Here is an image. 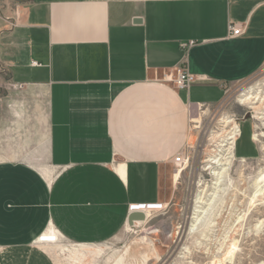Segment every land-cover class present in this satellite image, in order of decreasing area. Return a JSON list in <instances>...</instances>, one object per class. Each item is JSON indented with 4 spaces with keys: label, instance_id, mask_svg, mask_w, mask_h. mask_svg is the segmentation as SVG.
Segmentation results:
<instances>
[{
    "label": "crops",
    "instance_id": "obj_1",
    "mask_svg": "<svg viewBox=\"0 0 264 264\" xmlns=\"http://www.w3.org/2000/svg\"><path fill=\"white\" fill-rule=\"evenodd\" d=\"M263 66L264 0H0V264H55L34 245L50 229L76 246L133 229L192 109ZM182 68L188 90L163 81Z\"/></svg>",
    "mask_w": 264,
    "mask_h": 264
},
{
    "label": "rangeland",
    "instance_id": "obj_2",
    "mask_svg": "<svg viewBox=\"0 0 264 264\" xmlns=\"http://www.w3.org/2000/svg\"><path fill=\"white\" fill-rule=\"evenodd\" d=\"M262 80L264 66L252 78L227 86L221 102L196 109L191 127L199 128H191L183 153L189 162L167 166L161 189L163 210L153 213L144 225L136 227L135 222L133 230L97 244L103 251L98 253L94 246H76L61 237L55 243L34 245L50 254L55 264H115L109 260L113 255L120 264H264V196L259 192L264 184L257 186L264 171V137L252 140L255 133L264 134V126L254 118L255 110L238 103L243 90ZM225 117L236 120L241 136L236 143L237 160L214 186L216 176L207 160L215 150L212 135L222 128L220 121ZM207 187L206 202L216 197L208 212L210 220L207 226L192 227L196 196ZM188 231L196 233L192 237Z\"/></svg>",
    "mask_w": 264,
    "mask_h": 264
},
{
    "label": "bare ground",
    "instance_id": "obj_3",
    "mask_svg": "<svg viewBox=\"0 0 264 264\" xmlns=\"http://www.w3.org/2000/svg\"><path fill=\"white\" fill-rule=\"evenodd\" d=\"M260 90V93H259ZM264 92V81H259L258 84L255 86L250 87L249 89L243 90V92L240 94L238 103L242 106H250V109H253L256 111V117H254L258 122L260 121L264 126V97H261V92ZM264 96V95H263ZM196 109H192V114H194ZM220 123L222 124V128L218 132H213L212 135L213 144L215 146L214 154L210 155L209 159L207 160L208 168L212 169L213 175L216 176V183L214 186H217V184H220L219 181L224 179L227 175L228 168L231 164L237 160L236 157V143L237 138L239 137L240 126L236 123V120H232L229 117L223 118ZM194 128H199L198 125L192 126ZM260 137H264V134H258L255 133V135L252 137L253 141L259 142ZM242 162H245V159L241 160ZM221 182V181H220ZM261 184H264V171L260 173L257 179V186H260ZM208 187L206 189H202V191L196 196L195 204L193 206V212H192V227L193 225H197L198 228L202 226H207L209 222L210 215L208 216L209 210L212 209V206L214 205L215 201V195H212V201L209 203L206 202ZM262 196H264V190L260 189ZM216 194V193H214ZM217 195V194H216ZM256 197V195H255ZM254 197V198H255ZM214 198V199H213ZM215 201V202H214ZM145 213H156V210L151 211L147 210ZM144 213V214H145ZM219 214V213H218ZM145 222H138V225L136 227H140L144 225ZM196 228V231L197 229ZM133 230V229H129ZM49 234L47 236L41 237L39 240H37V244H44V243H55L59 241V234L54 230L50 229ZM189 236L192 237L195 235V231L192 232L188 231ZM202 235V234H201ZM47 241V242H45ZM93 251L95 252H103L99 246H94ZM112 263L120 264L116 261L114 255L109 259Z\"/></svg>",
    "mask_w": 264,
    "mask_h": 264
},
{
    "label": "built area",
    "instance_id": "obj_4",
    "mask_svg": "<svg viewBox=\"0 0 264 264\" xmlns=\"http://www.w3.org/2000/svg\"><path fill=\"white\" fill-rule=\"evenodd\" d=\"M242 29L237 26L236 24L230 23L229 24V37L230 38H237L241 36ZM194 43L191 42L189 44L182 45L184 49H187L191 46H193ZM34 65H38L37 63H34ZM196 78L192 74H190L187 70V68H182L180 71L177 72L176 75H173L171 73L164 76L163 81L165 83H172L176 86L178 89L188 90L193 83L195 82ZM241 136V132H239V137ZM187 150H184L183 153H186ZM189 162V159H185V156L183 154L177 156L174 160V164L176 167H181ZM162 211L163 206L162 204H155V205H138V206H132L131 207V213L132 212H146V211Z\"/></svg>",
    "mask_w": 264,
    "mask_h": 264
},
{
    "label": "water",
    "instance_id": "obj_5",
    "mask_svg": "<svg viewBox=\"0 0 264 264\" xmlns=\"http://www.w3.org/2000/svg\"><path fill=\"white\" fill-rule=\"evenodd\" d=\"M136 23L139 22V20L135 21ZM146 221V216L143 212H132L129 215L128 218V226L131 228H134L135 222H145Z\"/></svg>",
    "mask_w": 264,
    "mask_h": 264
}]
</instances>
